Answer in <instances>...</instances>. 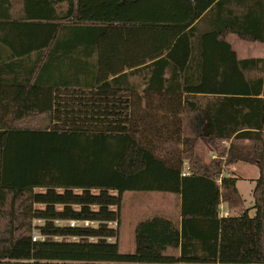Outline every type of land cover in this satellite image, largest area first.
I'll return each instance as SVG.
<instances>
[{"label":"trees","instance_id":"trees-1","mask_svg":"<svg viewBox=\"0 0 264 264\" xmlns=\"http://www.w3.org/2000/svg\"><path fill=\"white\" fill-rule=\"evenodd\" d=\"M22 2L0 0V264H264V59L226 40H264V0ZM236 162L252 216L220 213ZM128 191L176 195L179 219H140L122 253Z\"/></svg>","mask_w":264,"mask_h":264},{"label":"rangeland","instance_id":"rangeland-1","mask_svg":"<svg viewBox=\"0 0 264 264\" xmlns=\"http://www.w3.org/2000/svg\"><path fill=\"white\" fill-rule=\"evenodd\" d=\"M136 80V79H135ZM197 152L200 155H209V151L212 149L207 142H200L196 147ZM240 170L234 173L238 177L237 188L244 198L243 207L248 210L249 215L254 214L253 208V195L252 191L254 185L251 184V177H255L258 174V169L255 165H248L244 163H236L233 165ZM240 176H245L247 179H243ZM121 217L119 220V231L117 236V243L119 251L122 253L132 252L134 250L133 240V226L137 220L145 216L153 214H166L169 216H176L177 209L175 206V199L170 194H164L161 192H124L121 204ZM229 214H236V211H231ZM36 222V221H34ZM113 227H117L116 223H111Z\"/></svg>","mask_w":264,"mask_h":264},{"label":"crops","instance_id":"crops-1","mask_svg":"<svg viewBox=\"0 0 264 264\" xmlns=\"http://www.w3.org/2000/svg\"><path fill=\"white\" fill-rule=\"evenodd\" d=\"M22 6H23L22 0H11V6H9V13L12 14L14 17H19L21 15V12H22ZM236 11H239V10L237 9ZM226 40L230 44L231 48L234 50L237 59H247V58H262V59H264V40L262 42H260V41H250V40L242 39L239 36H237L236 34H228L227 37H226ZM7 55H8V53H7L6 49H5V47H0V61H2L3 59L5 61H8L7 60ZM246 76H248V77H258V76L264 77V71L262 73H259V71L251 70V71L247 72ZM135 79H136V77L133 76V80H135ZM139 90H140V88H139ZM263 99H264V96H263ZM200 142H207V144L209 145L208 138H206V137H201L199 139L198 144ZM222 144L224 146H227L228 142L223 141ZM215 156H216L215 152L213 150H211V151H209V155L208 156L202 155V158H203V160L205 162H208L210 159L214 158ZM236 163H243V162H236ZM236 163L230 164L226 168V172H224V174L228 175V176L229 175L236 176L234 173H237L236 171H238V173L240 172V170H238V168L237 169L235 168V170H233V165L236 164ZM244 164H248V163H244ZM248 165H250V164H248ZM240 177H242L243 179H247L245 176H240ZM257 177H258V174L255 177H251L250 178L251 179V181H250L251 184L255 185V179ZM237 183H238V179H237L236 184H235L236 188H237ZM237 191H238L241 199L243 200L242 205L237 207V208L236 207H229L226 202L221 201V203H220V213H221V215H223V216L224 215H228L231 211L233 212L234 210L236 211V214H237L242 209H245L243 207L244 198L242 197V195L239 192L238 188H237ZM164 194H170L175 199V206H176V209H177V214H176V216L175 215L174 216H169V215H166V214H162V215H164V216H166L168 218H171L173 220H178L179 219V206H178V199H177L176 195H174L172 193H164ZM122 198H123V196H122ZM253 201H254V199H253ZM230 215H232V214H230ZM120 217H121V211H120ZM145 217H147V216H145ZM140 219H142V218H140ZM119 220H120V218H119ZM139 220H137L136 223ZM135 224H134V226H135ZM116 225H117V227H116L117 231H119V229H118L119 228V221L116 223ZM134 226H133V229H134ZM117 236H118V234H117Z\"/></svg>","mask_w":264,"mask_h":264},{"label":"built area","instance_id":"built-area-1","mask_svg":"<svg viewBox=\"0 0 264 264\" xmlns=\"http://www.w3.org/2000/svg\"><path fill=\"white\" fill-rule=\"evenodd\" d=\"M263 131H264V128H263ZM37 222H39V220H37ZM56 222H58V220ZM66 222L72 227L75 225H82V226L97 225V222L89 221V220H67ZM37 238H41V236L37 233V231H33L32 240H36Z\"/></svg>","mask_w":264,"mask_h":264}]
</instances>
